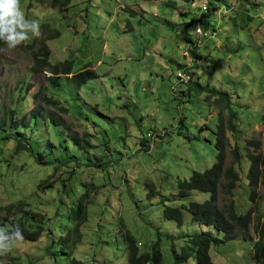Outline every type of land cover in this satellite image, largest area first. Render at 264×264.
I'll return each mask as SVG.
<instances>
[{
    "label": "rangeland",
    "instance_id": "obj_1",
    "mask_svg": "<svg viewBox=\"0 0 264 264\" xmlns=\"http://www.w3.org/2000/svg\"><path fill=\"white\" fill-rule=\"evenodd\" d=\"M52 1L20 0L25 19L61 32L48 41L51 63L69 60L73 73L86 66L98 78L79 90L71 75L59 76L60 86L53 87L48 74L33 73L22 44L0 50V119H8L10 110L18 123L25 119L0 127V206L22 202L27 224L44 229L36 243L18 241L0 255V264H127L122 225L136 237L140 253L161 239L162 264H174L173 248L182 251L184 236L222 238L215 228L194 223L187 211L181 228L165 220L164 211L211 196H179L180 181L216 162L219 110L207 101L209 90L229 93L239 115V128L227 133L226 167L235 163L236 146L243 157L229 200L240 213L254 206L247 157L264 155V0H215L203 20L215 36L200 42L196 58L182 36L192 18L183 13H195L186 0H70L63 9ZM194 29L188 32L196 43ZM26 31L30 39L23 44H31L38 36ZM186 68L200 90L181 84L177 74ZM37 108L41 116L32 118ZM17 136L26 148L15 153ZM88 185L99 191L80 241L71 235L69 243L59 242L74 229L70 214ZM257 191L264 226V185ZM255 225L250 238L212 245L213 263L257 264ZM187 264L197 263L191 258Z\"/></svg>",
    "mask_w": 264,
    "mask_h": 264
},
{
    "label": "trees",
    "instance_id": "obj_2",
    "mask_svg": "<svg viewBox=\"0 0 264 264\" xmlns=\"http://www.w3.org/2000/svg\"><path fill=\"white\" fill-rule=\"evenodd\" d=\"M186 1L189 3L190 0ZM214 1L215 0H212L210 9L207 13L203 14L202 17H198L196 13L192 15L191 9L185 10V13H183L186 19L189 15L192 16V18L187 21L188 26H186V31H183L182 36L184 40L190 44L189 49L191 53L193 52L194 55H196L195 58L198 57L197 54L199 50L197 48L198 46H196L195 42L192 40L188 29L194 25L196 28L198 23L204 28V17L214 10ZM69 4L70 0L52 1L54 7L61 6L62 9L66 8ZM206 28L207 29H204L208 30V27ZM47 31L49 34L46 33ZM40 33L41 35L38 36L33 43H22L23 49L32 56L33 73L48 74V81L53 87L60 86L59 76L71 75L70 80L79 90L88 82L98 78L97 75L86 66L77 73H73L72 62L69 60L52 64L51 50L48 46V41L59 38L61 32L57 29L53 30L49 28V25L44 24L40 29ZM6 46H8L6 41L0 39V50ZM192 83L193 76L192 80L189 82V87L191 89L200 90L196 85H192ZM209 93L207 101L219 110L217 131L215 133V148L217 150L216 162L205 172L194 171L188 181H180L179 196L181 199H187L190 197L191 193L196 191L208 192L211 196L202 204L194 202L188 207L167 208L164 211V219L175 222L176 225L181 228L184 226L183 211H187L191 215L194 223L215 228V230L223 234V237L218 238L210 234L184 236L186 239V246L182 248V251L178 252L175 247L173 248L174 264H187L191 258H194L197 264H214L210 256L212 245L222 244V242L233 240L238 236L250 238V232L254 226L255 220L257 221V225H255L254 230L258 239L254 242L253 247L255 250L256 262L257 264H264V226L262 225L260 203L257 202L261 200L257 189L260 183L264 185V179L262 178L264 155L257 152L248 154L247 158L251 164L248 173L249 187L252 190L250 200L254 202V206L246 213H240L237 204L233 200H229V198L233 196V191L236 189L238 182L241 180L240 169L242 168L241 161L243 157L238 146H236L233 151L235 160L234 165L226 167L228 149L230 146L227 133H235L237 131L239 128V115L233 109L234 100L229 93L216 90H209ZM40 94L41 90L35 94V97H39ZM47 103L55 106L54 102L47 101ZM57 109L62 113L65 112L61 107L57 106ZM225 112H227V114ZM8 115V119H0V127L4 126L6 123H8L9 128L15 127L16 124H25V119H20L21 123H18L19 119L16 118L17 116H14L15 110H10ZM29 115L35 118L36 116H41V112L37 108L31 111ZM51 121L57 126L60 125L52 116ZM17 137L15 153L26 148V146L22 144L21 137ZM5 138L8 139L9 137L6 135ZM74 142L78 144L76 139H74ZM249 146L259 147V143L251 141L249 142ZM237 166L239 168H237ZM98 191L99 187L94 185H88L86 187V193L79 199L77 207L70 214V219L72 218L75 224L74 229L70 230L67 236L60 238L59 242L69 243L71 235L77 236L78 240L80 239V227L88 221V207L93 201L92 196L98 193ZM221 194L225 197L224 199L221 198ZM23 207L24 204L22 202L17 205L8 204L6 206H0V228L8 227L3 233V235L7 237L5 242L15 241V233L20 230H22V235L24 237L22 241L36 243L43 235L44 229L40 225L27 224V217L22 214ZM16 214H21L19 219H14ZM34 218L35 216L32 217V219ZM11 220L13 221L10 223L9 227L8 224ZM122 227L128 250L127 264H162L163 255L161 239L152 245L150 252L140 253L136 237L126 229L125 225H122ZM50 235H52V233ZM10 264L13 263L11 262ZM76 264L81 263L77 262Z\"/></svg>",
    "mask_w": 264,
    "mask_h": 264
},
{
    "label": "clouds",
    "instance_id": "obj_3",
    "mask_svg": "<svg viewBox=\"0 0 264 264\" xmlns=\"http://www.w3.org/2000/svg\"><path fill=\"white\" fill-rule=\"evenodd\" d=\"M28 29L31 30L33 36L41 35L39 21L25 19L20 0H0V39L5 40L9 48H15L30 39L26 31ZM189 75L191 76L190 82L192 75ZM3 231L0 229V255L7 254L18 241L24 239L22 230H20L15 233L14 242L5 243L7 237L3 235Z\"/></svg>",
    "mask_w": 264,
    "mask_h": 264
},
{
    "label": "built area",
    "instance_id": "obj_4",
    "mask_svg": "<svg viewBox=\"0 0 264 264\" xmlns=\"http://www.w3.org/2000/svg\"><path fill=\"white\" fill-rule=\"evenodd\" d=\"M211 2L212 0H190L189 5L195 10V13L198 15V17H202V15L207 13L210 9ZM194 30V33L198 39V42L195 43L196 46H199L200 42L205 38L215 36V33H210L209 30H205L199 23ZM187 73V68L178 72V78L182 84L188 83L191 79V76Z\"/></svg>",
    "mask_w": 264,
    "mask_h": 264
}]
</instances>
